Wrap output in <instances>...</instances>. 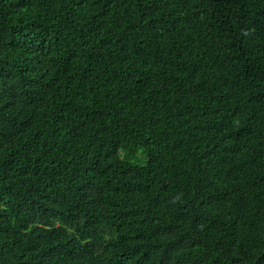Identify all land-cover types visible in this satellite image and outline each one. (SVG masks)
<instances>
[{
    "label": "trees",
    "instance_id": "1",
    "mask_svg": "<svg viewBox=\"0 0 264 264\" xmlns=\"http://www.w3.org/2000/svg\"><path fill=\"white\" fill-rule=\"evenodd\" d=\"M0 264H264V0H0Z\"/></svg>",
    "mask_w": 264,
    "mask_h": 264
}]
</instances>
